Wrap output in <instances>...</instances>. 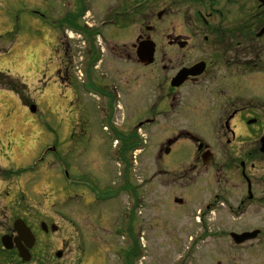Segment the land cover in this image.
Returning <instances> with one entry per match:
<instances>
[{
	"label": "rangeland",
	"instance_id": "obj_1",
	"mask_svg": "<svg viewBox=\"0 0 264 264\" xmlns=\"http://www.w3.org/2000/svg\"><path fill=\"white\" fill-rule=\"evenodd\" d=\"M49 1L0 0V72L26 84L28 98L37 105L33 112L14 91L0 88V168L19 172L7 178L0 171V262L237 263L240 257L234 261V249L229 246L232 239L218 230L231 221L218 210L205 207L215 204L214 179L231 176V170L219 171L211 165L191 169L197 150L183 139L172 145L168 155L164 153L167 140L187 126L186 116L169 111L158 115L156 124L137 131L143 146L125 154L129 165L115 151L109 152L112 133L102 130V111L95 102L92 111L89 108L93 124L90 141L85 136L76 141L68 136L63 128L68 129L69 123L63 127L62 121L70 117L69 109L78 107L75 102L72 107L70 90L61 86L57 76L66 46L59 36L68 33L72 25L59 20L56 0ZM82 46L78 41L72 52L77 65L85 63L86 57L82 61L83 53L79 54ZM110 60L104 65L108 79L112 80V75L124 87L115 126L123 130L134 127L148 115L146 109L155 97L156 110H165V88L158 79L150 80L152 70L135 71L116 56ZM153 71L158 78L164 74L159 66ZM83 88L85 91L88 85ZM89 91L93 89L89 87ZM92 92L85 95L88 103L97 99ZM86 115L88 109L82 118ZM126 177L129 185L125 183L123 189ZM133 186L135 194L130 193ZM177 197L184 202L176 203ZM19 217L37 238L30 262H22L15 251L1 249L3 233L12 229ZM42 221L56 224L59 230L45 233L40 228ZM134 242L141 251L125 260L124 251L136 248ZM223 242H229V247L224 248ZM78 246L82 253L87 249L95 252L82 258L80 251L76 253ZM58 250L63 251L61 257L56 256Z\"/></svg>",
	"mask_w": 264,
	"mask_h": 264
},
{
	"label": "flooded vegetation",
	"instance_id": "obj_2",
	"mask_svg": "<svg viewBox=\"0 0 264 264\" xmlns=\"http://www.w3.org/2000/svg\"><path fill=\"white\" fill-rule=\"evenodd\" d=\"M56 3L59 20L69 21L73 29L72 34L59 36L66 46L57 76L61 86L70 90L72 107L74 102L78 107L69 109L70 117L62 121L63 127L69 123L68 129L62 127L68 136L75 141L85 136L90 141L93 124L89 108L92 111L93 102L102 111V130L113 135L109 150L120 148L123 133L135 136L139 128L156 124L158 115L180 112L187 117V126L178 131L172 145L183 139L197 150L191 169L211 165L232 172L229 177L214 179L215 204L205 205L231 221L218 230L230 238L232 233L258 231L257 237L240 244L239 237H232V258L240 257L233 264H264V0ZM78 41L84 45L79 51L86 56L84 65H77L72 53ZM150 41L155 43L154 61L146 65L140 61L138 49ZM115 56L135 71L152 70L150 80L158 79L165 88V110L157 111L156 97L152 99L148 115L138 121L142 127L123 130L115 126L124 87L112 75L109 80L104 69ZM158 66L164 72L159 78L153 71ZM191 69L196 73H186ZM91 92L97 99L88 103L84 98ZM85 109L89 116L83 119ZM3 234L15 232L10 229ZM228 244L223 242L224 248ZM77 248L82 258L95 252L87 249L82 253L80 246Z\"/></svg>",
	"mask_w": 264,
	"mask_h": 264
},
{
	"label": "water",
	"instance_id": "obj_3",
	"mask_svg": "<svg viewBox=\"0 0 264 264\" xmlns=\"http://www.w3.org/2000/svg\"><path fill=\"white\" fill-rule=\"evenodd\" d=\"M155 44L153 42H144L139 47V58L145 64H150L153 62V54H154ZM186 73H196L194 69L186 71ZM31 110L33 112L36 111V106H32ZM173 140H170L168 144H171ZM177 202L182 203L183 200L176 199ZM42 227L47 230V226L45 223H42ZM14 229L17 232L16 236L13 235H5L2 237V243L5 248L13 249L16 247L19 251L20 257L24 261H29L31 259V253L29 249L34 245L35 237L31 231V229L26 225V223L22 219H17L14 223ZM52 229L56 230L57 227L52 225ZM245 237V235L243 236ZM247 238H243L241 241ZM58 255H61L59 253Z\"/></svg>",
	"mask_w": 264,
	"mask_h": 264
},
{
	"label": "trees",
	"instance_id": "obj_4",
	"mask_svg": "<svg viewBox=\"0 0 264 264\" xmlns=\"http://www.w3.org/2000/svg\"><path fill=\"white\" fill-rule=\"evenodd\" d=\"M0 87H5L8 89H11L21 96H24L23 93H24V90L26 89L25 85L20 84L19 81L12 79L10 76H8L4 73H0ZM135 144H136L135 142L127 141L124 151L125 152L129 151L131 149V147H133ZM1 173H3V175H4L5 171H2ZM7 174H12V172H9Z\"/></svg>",
	"mask_w": 264,
	"mask_h": 264
}]
</instances>
